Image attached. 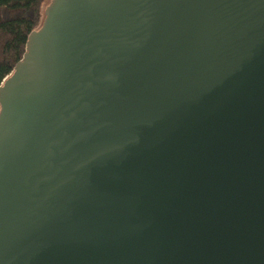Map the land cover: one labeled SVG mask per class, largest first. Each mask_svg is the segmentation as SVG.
<instances>
[{"label":"water","instance_id":"obj_1","mask_svg":"<svg viewBox=\"0 0 264 264\" xmlns=\"http://www.w3.org/2000/svg\"><path fill=\"white\" fill-rule=\"evenodd\" d=\"M44 15L0 86V264H264V0Z\"/></svg>","mask_w":264,"mask_h":264},{"label":"trees","instance_id":"obj_2","mask_svg":"<svg viewBox=\"0 0 264 264\" xmlns=\"http://www.w3.org/2000/svg\"><path fill=\"white\" fill-rule=\"evenodd\" d=\"M45 0H0V86L13 72L25 53L32 31L39 30L45 19Z\"/></svg>","mask_w":264,"mask_h":264},{"label":"rangeland","instance_id":"obj_3","mask_svg":"<svg viewBox=\"0 0 264 264\" xmlns=\"http://www.w3.org/2000/svg\"><path fill=\"white\" fill-rule=\"evenodd\" d=\"M49 2H50V0H45L44 4H43V7H45V5H47Z\"/></svg>","mask_w":264,"mask_h":264}]
</instances>
